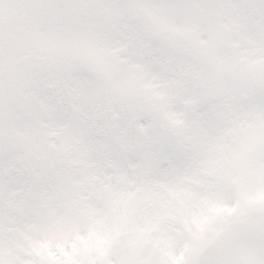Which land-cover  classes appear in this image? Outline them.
Segmentation results:
<instances>
[{"label":"snow or ice","instance_id":"1","mask_svg":"<svg viewBox=\"0 0 264 264\" xmlns=\"http://www.w3.org/2000/svg\"><path fill=\"white\" fill-rule=\"evenodd\" d=\"M0 264H264V0H0Z\"/></svg>","mask_w":264,"mask_h":264}]
</instances>
